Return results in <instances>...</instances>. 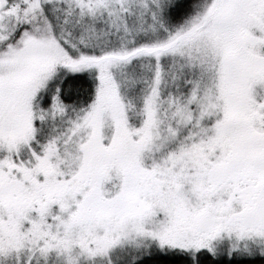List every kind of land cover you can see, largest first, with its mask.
I'll return each instance as SVG.
<instances>
[{
  "label": "snow or ice",
  "instance_id": "6c2138e0",
  "mask_svg": "<svg viewBox=\"0 0 264 264\" xmlns=\"http://www.w3.org/2000/svg\"><path fill=\"white\" fill-rule=\"evenodd\" d=\"M0 264H264V0H0Z\"/></svg>",
  "mask_w": 264,
  "mask_h": 264
}]
</instances>
